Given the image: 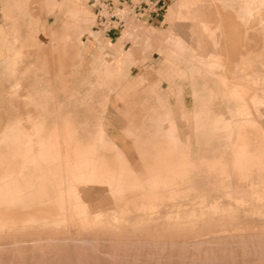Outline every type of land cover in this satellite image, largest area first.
<instances>
[{
	"label": "rangeland",
	"instance_id": "374dc122",
	"mask_svg": "<svg viewBox=\"0 0 264 264\" xmlns=\"http://www.w3.org/2000/svg\"><path fill=\"white\" fill-rule=\"evenodd\" d=\"M23 1L6 27L0 0V65L17 51L0 68V264H264V173L207 166L233 162L216 127L250 124L234 114L235 85L249 88L252 137L264 141V0H173L161 16L176 24L131 18L112 41L94 0ZM64 8L69 39L52 18ZM38 102L70 121L46 134L27 120ZM54 133L58 160L39 154Z\"/></svg>",
	"mask_w": 264,
	"mask_h": 264
},
{
	"label": "crops",
	"instance_id": "0c3cea01",
	"mask_svg": "<svg viewBox=\"0 0 264 264\" xmlns=\"http://www.w3.org/2000/svg\"><path fill=\"white\" fill-rule=\"evenodd\" d=\"M53 1V4L56 3V0ZM63 6H66V9L70 10L71 6L64 0ZM15 7V13L11 16L7 13V10L12 12L10 8ZM27 9L26 3L23 0H14V2H10L8 0L7 3H5L1 9V15H2V21L7 27L8 25L19 23L20 18L17 20V13H22L23 9ZM65 9V8H64ZM66 9L63 11V15H67V19H64L61 21L60 16L55 14V11L52 15L53 21L56 25L57 30L62 31V35L59 39H69L71 38L72 31L74 30L72 25L74 24V21L71 19L70 15H68ZM20 11V12H19ZM186 13L191 12V9H184ZM13 13V12H12ZM168 19V18H167ZM141 23L143 26H146L149 29L154 30H162L164 26L167 24H176V21H167L166 16H161L159 18L156 17H150V16H142ZM1 28V27H0ZM206 28V27H205ZM4 33L5 30L1 28ZM207 29V28H206ZM55 35V33H54ZM115 33H111L108 35V39L110 41L114 40ZM17 51H8V57L4 60L5 64L0 65V68H9L12 69L14 67V64L12 63L11 58L15 56ZM16 53V54H15ZM3 54L2 51H0V57ZM169 63L166 64V71L167 75L174 78L175 80L181 81L182 77L179 74V70H183L182 66L172 62L168 61ZM173 64V65H172ZM174 66V67H173ZM209 69L212 71L216 68H219L218 63H212L209 65ZM223 84H225V81H223ZM235 95H232V91L230 93V96L232 98H235L240 105L237 106V108L234 111L235 115H242L245 114L246 118L250 120V124L242 127H236V128H228L226 127H216L218 129L223 130L226 133L227 141L230 143L231 148H233L232 158L233 162L229 166L227 163L224 162L223 156H219L218 158H215L212 163H209L207 166L208 168L216 175L219 176H229L232 173L237 175H249L253 172V170H256V173L263 174L264 173V141L262 136L259 135V130L256 133V136L254 138L252 137L251 130L255 128V125L253 121L250 118L248 105L246 101V97L248 96L249 88L245 86L244 84L235 85L234 88ZM252 96H249V101ZM254 100H258L257 95H255ZM261 100V99H260ZM55 103L48 105L43 104L42 102H38V104L35 107L34 115L27 117L28 119H31L32 121H35V124L38 126V123H41L40 125L43 126L44 129L47 130L46 134L49 133V130H54L55 123L58 122L60 125L63 123L62 121L67 120L70 121V118H62L61 114L59 113L58 116L55 112ZM249 115V117L247 116ZM18 121H23L22 119ZM216 121H224L226 123H229V121H225L223 119H217ZM12 122V121H11ZM8 122L6 127L10 128L14 125V123ZM16 124V122H15ZM224 125V123H222ZM16 126V125H15ZM73 141L72 135H65L64 142L66 143V149L68 148L67 145ZM46 152L45 153H39L40 155H44L48 157V159H54L58 160L60 158V146L58 143L57 135H54L46 142ZM45 150V148H44ZM74 154H72V158L81 160V163H87L86 155L87 153L84 151V149L76 148ZM231 168V170H229Z\"/></svg>",
	"mask_w": 264,
	"mask_h": 264
},
{
	"label": "built area",
	"instance_id": "2783aa9c",
	"mask_svg": "<svg viewBox=\"0 0 264 264\" xmlns=\"http://www.w3.org/2000/svg\"><path fill=\"white\" fill-rule=\"evenodd\" d=\"M173 0H94L99 31L109 35L125 29L131 18H159Z\"/></svg>",
	"mask_w": 264,
	"mask_h": 264
},
{
	"label": "bare ground",
	"instance_id": "6f19581e",
	"mask_svg": "<svg viewBox=\"0 0 264 264\" xmlns=\"http://www.w3.org/2000/svg\"><path fill=\"white\" fill-rule=\"evenodd\" d=\"M263 1V0H262ZM186 9V8H185ZM186 12V11H185ZM189 13V12H188ZM208 15V14H207ZM73 16V15H72ZM204 24V23H203ZM132 25H133V23H132ZM206 29V28H205ZM216 29V28H215ZM205 31V30H204ZM205 33V32H204ZM225 34V33H224ZM213 35V34H212ZM217 35V34H216ZM227 35V34H226ZM218 37V36H217ZM231 37V36H230ZM227 40H229V39H227ZM240 40V39H239ZM230 41V40H229ZM231 42V41H230ZM230 42H227V43H230ZM236 42V41H235ZM235 44V43H234ZM223 45V44H222ZM8 134V133H7ZM20 135V134H19ZM18 135V136H19ZM11 136V135H10ZM9 136V137H10ZM19 137H21V136H19ZM24 137V136H23ZM5 137H3V139H4ZM13 137H11L10 139H12ZM8 139V138H7ZM14 139V138H13ZM12 139V140H13ZM19 139V138H18ZM34 140V139H33ZM32 140V141H33ZM0 141H2V139L0 140ZM8 140H6V142H7ZM11 141V140H10ZM9 141V142H10ZM16 141V140H15ZM29 142V141H28ZM34 142V141H33ZM14 143V142H13ZM21 143H23V142H21ZM15 144H17V143H15ZM15 144H13V145H15ZM26 144V143H25ZM24 145V144H23ZM23 145H21V146H23ZM28 145H30L29 143H28ZM31 147V146H30ZM31 149H32V147H31ZM33 149H34V147H33ZM36 149V148H35ZM34 151V150H33ZM31 152V151H30ZM29 152V153H30ZM18 170V169H17ZM20 171V170H19ZM14 172H16V170L14 171ZM13 173V172H12ZM19 173V172H18ZM14 174V173H13ZM13 174H11V175H13ZM93 177H94V175H93ZM92 177V178H93ZM95 177H98V176H95ZM100 177V176H99ZM105 178V177H104ZM101 179V178H100ZM102 179H103V177H102ZM102 179H101V181H102ZM92 180V179H91ZM3 181V180H2ZM98 182V181H97ZM110 182V181H109ZM100 184H101V182H100ZM79 187V186H78ZM81 187V186H80ZM89 187V186H88ZM73 188V187H72ZM82 188V187H81ZM78 190H79V188H78ZM81 190V189H80ZM70 197H71V195H70ZM68 208V207H67ZM68 211V210H67ZM61 213V212H60ZM71 214V213H70ZM68 223V222H67ZM9 224V223H8ZM15 224V223H14ZM10 227V226H9ZM18 229V228H17ZM27 229V228H26ZM67 230V229H66ZM24 231V230H23ZM76 233V232H75ZM94 233V232H93ZM97 233V232H96ZM90 234H91V232H90ZM92 236V235H91ZM95 237V236H94ZM74 239V238H73ZM109 239H111V238H109ZM108 240V239H107ZM184 244V243H183ZM112 245V244H111ZM135 248V247H134ZM132 250V249H131ZM115 253V252H114Z\"/></svg>",
	"mask_w": 264,
	"mask_h": 264
}]
</instances>
